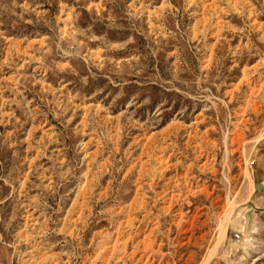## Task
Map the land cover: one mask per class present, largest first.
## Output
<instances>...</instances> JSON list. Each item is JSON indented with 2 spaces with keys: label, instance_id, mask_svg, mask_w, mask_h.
I'll list each match as a JSON object with an SVG mask.
<instances>
[{
  "label": "rangeland",
  "instance_id": "rangeland-1",
  "mask_svg": "<svg viewBox=\"0 0 264 264\" xmlns=\"http://www.w3.org/2000/svg\"><path fill=\"white\" fill-rule=\"evenodd\" d=\"M0 264H264V0H0Z\"/></svg>",
  "mask_w": 264,
  "mask_h": 264
},
{
  "label": "built area",
  "instance_id": "built-area-1",
  "mask_svg": "<svg viewBox=\"0 0 264 264\" xmlns=\"http://www.w3.org/2000/svg\"><path fill=\"white\" fill-rule=\"evenodd\" d=\"M236 236V235H235Z\"/></svg>",
  "mask_w": 264,
  "mask_h": 264
}]
</instances>
